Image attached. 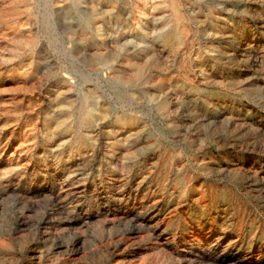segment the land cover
<instances>
[{
	"label": "rangeland",
	"instance_id": "1",
	"mask_svg": "<svg viewBox=\"0 0 264 264\" xmlns=\"http://www.w3.org/2000/svg\"><path fill=\"white\" fill-rule=\"evenodd\" d=\"M0 264H264V0H0Z\"/></svg>",
	"mask_w": 264,
	"mask_h": 264
}]
</instances>
